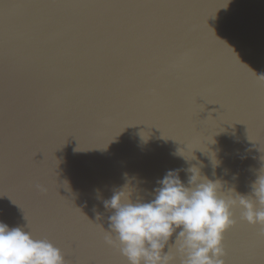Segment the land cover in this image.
Masks as SVG:
<instances>
[{
  "label": "water",
  "instance_id": "1",
  "mask_svg": "<svg viewBox=\"0 0 264 264\" xmlns=\"http://www.w3.org/2000/svg\"><path fill=\"white\" fill-rule=\"evenodd\" d=\"M191 166L244 196L264 168V0H0V221L127 264L103 201ZM233 212L226 264H264Z\"/></svg>",
  "mask_w": 264,
  "mask_h": 264
},
{
  "label": "clouds",
  "instance_id": "2",
  "mask_svg": "<svg viewBox=\"0 0 264 264\" xmlns=\"http://www.w3.org/2000/svg\"><path fill=\"white\" fill-rule=\"evenodd\" d=\"M212 162L214 167L219 164L215 155ZM180 171H167L147 202L132 198L134 188L129 183L103 201L105 209L112 210L108 229L103 228L104 241L117 248L127 264H226L224 238L236 224L235 208L242 210L248 224L264 228V168L247 196L234 189L225 193L221 180L202 176L196 166L185 170L186 183ZM0 264L66 261L60 248L46 238H36L27 225L10 227L0 221Z\"/></svg>",
  "mask_w": 264,
  "mask_h": 264
},
{
  "label": "snow or ice",
  "instance_id": "3",
  "mask_svg": "<svg viewBox=\"0 0 264 264\" xmlns=\"http://www.w3.org/2000/svg\"><path fill=\"white\" fill-rule=\"evenodd\" d=\"M251 226H253V225H251ZM90 227H92L93 230H95V231H99V232H100L99 228H98L97 226H95L94 224H91ZM253 227H255V226H253ZM77 246H78V245H77L76 242H74L73 245H72L73 249H75Z\"/></svg>",
  "mask_w": 264,
  "mask_h": 264
}]
</instances>
